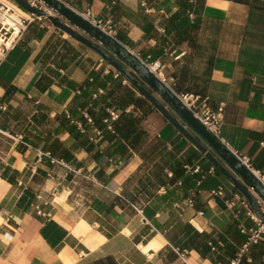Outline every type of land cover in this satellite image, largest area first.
Returning a JSON list of instances; mask_svg holds the SVG:
<instances>
[{
  "label": "crops",
  "instance_id": "1",
  "mask_svg": "<svg viewBox=\"0 0 264 264\" xmlns=\"http://www.w3.org/2000/svg\"><path fill=\"white\" fill-rule=\"evenodd\" d=\"M187 1L71 0L111 18L135 54L163 60L175 92L222 107L225 143L264 169V0ZM39 193L50 216L34 211ZM244 196L48 17L0 58V264H231L241 252L242 264H264V233L245 248L257 222Z\"/></svg>",
  "mask_w": 264,
  "mask_h": 264
},
{
  "label": "water",
  "instance_id": "2",
  "mask_svg": "<svg viewBox=\"0 0 264 264\" xmlns=\"http://www.w3.org/2000/svg\"><path fill=\"white\" fill-rule=\"evenodd\" d=\"M17 1L28 10L48 16L53 23L96 49L118 68L180 131L186 134L208 156L219 170L240 188L254 211L264 221V212L258 206L250 189L252 186L264 196V185L128 46L96 27L60 0L45 1L61 16L33 6L26 0Z\"/></svg>",
  "mask_w": 264,
  "mask_h": 264
},
{
  "label": "built area",
  "instance_id": "3",
  "mask_svg": "<svg viewBox=\"0 0 264 264\" xmlns=\"http://www.w3.org/2000/svg\"><path fill=\"white\" fill-rule=\"evenodd\" d=\"M26 1L33 6L48 10V12H50L51 14H57L58 16H61L45 0ZM60 1L78 12L99 29L117 38L111 18L97 17L95 16L91 8H87L86 10H79L72 4L71 0ZM43 17L45 18L48 16L26 9L17 0H0V58L4 56L10 48L16 45V43L21 39L23 32L27 29L28 25L33 20H40ZM136 55L159 79H161L174 91L173 86L169 82V76L165 73V63L163 60H161L160 58H153L150 54H148L147 56H142L139 53H136ZM175 93L183 101L187 108L205 125V127L209 131H211L218 139L225 143L221 136V126L223 121L222 107H219L217 109L213 108L208 103L207 98L199 93ZM84 113L85 116L89 120H91L88 112L85 111ZM111 114L112 117L117 116V112L115 110H112ZM73 121L77 124V126H83L82 121L76 119H74ZM261 144L264 145V139L261 140ZM229 149L264 185V169L255 166L248 154L241 152L239 149L231 147H229ZM40 154H44V152L41 151ZM250 189L254 194L258 206L264 212V196L257 192L254 187L251 186ZM213 193L215 195H222V186L213 189ZM241 202L244 206H246L247 213L257 222L256 226L250 227L248 229L250 235L249 239L245 243V248H247L251 242L257 241L260 235L264 233V221L254 211L249 200L245 196L241 199ZM49 204H52V198H49L42 193L37 194V198L33 203L35 213L43 216H50L51 211L47 209V206ZM242 256L243 253H239L235 258L231 260V264H241Z\"/></svg>",
  "mask_w": 264,
  "mask_h": 264
},
{
  "label": "trees",
  "instance_id": "4",
  "mask_svg": "<svg viewBox=\"0 0 264 264\" xmlns=\"http://www.w3.org/2000/svg\"><path fill=\"white\" fill-rule=\"evenodd\" d=\"M182 5L185 6V7H188V6H189V3H188L187 0H182ZM41 78H42V77H41ZM41 78H40V79H41ZM38 82H39V80H38ZM186 92H190V91H186ZM193 92H195V93H200V92H198V91H193ZM4 175H6L9 179H12V176L8 175L6 172H4ZM249 235H250V233L248 232V233H247V240L249 239ZM242 258H243V256H242ZM241 262H242V260H241ZM241 264H242V263H241Z\"/></svg>",
  "mask_w": 264,
  "mask_h": 264
}]
</instances>
